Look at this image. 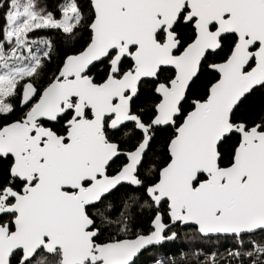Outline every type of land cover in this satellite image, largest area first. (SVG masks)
I'll return each instance as SVG.
<instances>
[{"label": "snow or ice", "instance_id": "6c2138e0", "mask_svg": "<svg viewBox=\"0 0 264 264\" xmlns=\"http://www.w3.org/2000/svg\"><path fill=\"white\" fill-rule=\"evenodd\" d=\"M0 264H264V0H0Z\"/></svg>", "mask_w": 264, "mask_h": 264}, {"label": "trees", "instance_id": "16d2710c", "mask_svg": "<svg viewBox=\"0 0 264 264\" xmlns=\"http://www.w3.org/2000/svg\"><path fill=\"white\" fill-rule=\"evenodd\" d=\"M185 250H187L186 246H185Z\"/></svg>", "mask_w": 264, "mask_h": 264}]
</instances>
